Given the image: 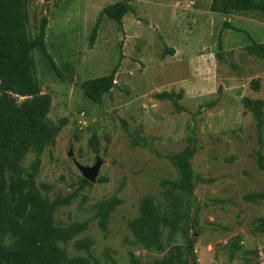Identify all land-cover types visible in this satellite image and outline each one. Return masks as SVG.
<instances>
[{
  "label": "rangeland",
  "instance_id": "obj_1",
  "mask_svg": "<svg viewBox=\"0 0 264 264\" xmlns=\"http://www.w3.org/2000/svg\"><path fill=\"white\" fill-rule=\"evenodd\" d=\"M119 1L24 0L30 39L40 21H48L47 52L63 80L41 51L32 57L39 92L51 97L48 119L62 127L36 166L34 153L20 164L41 197L68 201L55 213V225L84 226L63 246L68 258L83 256L90 264L161 259L164 254L139 244L128 223L146 197L164 210L165 192L179 180L173 158L191 147L196 264H264L258 165L259 156L264 159V54L251 49L264 47V16H213L211 0H186L177 22L172 0L160 14L154 4L161 0H137L120 27L99 16ZM113 73L115 86L101 106L84 97L82 82ZM97 160L95 183L84 185L75 163L93 167ZM102 208L109 210L105 221ZM7 216L21 223L13 208ZM13 236L6 234L5 246Z\"/></svg>",
  "mask_w": 264,
  "mask_h": 264
},
{
  "label": "trees",
  "instance_id": "obj_2",
  "mask_svg": "<svg viewBox=\"0 0 264 264\" xmlns=\"http://www.w3.org/2000/svg\"><path fill=\"white\" fill-rule=\"evenodd\" d=\"M133 1L110 4L99 16L122 27V19L131 11ZM209 10L225 18L246 13L264 16V0H211ZM26 21L24 0H0V264H90L83 256L68 258L63 247L82 232L84 226L55 225V213L68 201L49 202L41 197L32 174H26L20 164L28 153H34L36 166L43 150L53 143L62 127L54 126L48 119L51 97L39 92L32 57L34 50L41 51L55 76L63 80L47 52L48 21L46 18L40 21L33 39L28 37ZM99 24L100 19L92 30L91 46L97 39ZM223 26L228 27L227 22ZM251 49L264 54V47L252 46ZM170 53L173 54L172 50ZM114 75L84 81L79 89L87 100L101 106L115 86ZM193 155L194 149L187 147L173 158L179 180L169 184L164 210L146 197L141 202L140 215L128 223L134 238L146 251L164 254L149 264H196L194 241L190 237L197 231L198 214L190 164ZM258 165L264 172L261 156ZM8 172L10 178L6 177ZM82 182L91 185L85 180ZM10 208L21 218V223L7 216ZM108 211L102 208L104 221ZM10 232L14 234L13 241L5 246L4 238ZM176 239H180L181 244Z\"/></svg>",
  "mask_w": 264,
  "mask_h": 264
},
{
  "label": "crops",
  "instance_id": "obj_3",
  "mask_svg": "<svg viewBox=\"0 0 264 264\" xmlns=\"http://www.w3.org/2000/svg\"><path fill=\"white\" fill-rule=\"evenodd\" d=\"M137 0H134V2H136ZM168 0H161V2L160 3H155L154 5L156 6V10H154V11H156V12H160V9H164V8H166V7H164L165 6V3H167L168 4V2H167ZM169 5H171L172 6V9L174 10L173 11V15H174V19H175V21H177V22H181V16L183 15V9H184V7L186 6V0H172V2L169 4ZM170 6H168V8H169ZM170 9V8H169ZM160 14V13H159ZM210 15H217V14H215V13H211L210 12ZM161 17H162V12H161V15H160ZM124 20V19H123ZM123 22V21H122ZM174 24H176V22H173ZM122 26H124V22L122 23ZM123 29H124V33L126 32V29H125V27H123ZM181 30L183 29V27L181 26V28H180ZM184 31H186V29H184V30H182V32H184Z\"/></svg>",
  "mask_w": 264,
  "mask_h": 264
},
{
  "label": "water",
  "instance_id": "obj_4",
  "mask_svg": "<svg viewBox=\"0 0 264 264\" xmlns=\"http://www.w3.org/2000/svg\"><path fill=\"white\" fill-rule=\"evenodd\" d=\"M43 2H48V0H43ZM68 157H72V152L69 151L67 154ZM101 166V162L97 160L93 167H82L79 164L75 163L76 169L80 172L82 178L87 181L89 184H93L96 181L98 172Z\"/></svg>",
  "mask_w": 264,
  "mask_h": 264
}]
</instances>
